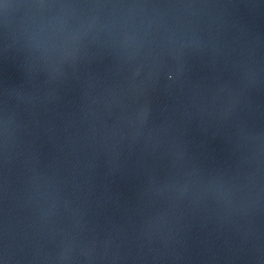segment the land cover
I'll list each match as a JSON object with an SVG mask.
<instances>
[{"label":"water","instance_id":"95a60500","mask_svg":"<svg viewBox=\"0 0 264 264\" xmlns=\"http://www.w3.org/2000/svg\"><path fill=\"white\" fill-rule=\"evenodd\" d=\"M0 264H264V0H0Z\"/></svg>","mask_w":264,"mask_h":264}]
</instances>
